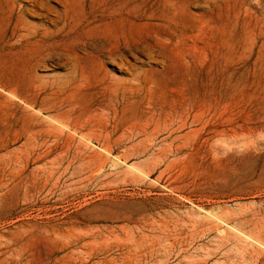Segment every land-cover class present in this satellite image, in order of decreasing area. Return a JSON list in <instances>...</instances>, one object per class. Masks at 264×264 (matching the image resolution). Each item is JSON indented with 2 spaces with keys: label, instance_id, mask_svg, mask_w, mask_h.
Segmentation results:
<instances>
[{
  "label": "rangeland",
  "instance_id": "rangeland-1",
  "mask_svg": "<svg viewBox=\"0 0 264 264\" xmlns=\"http://www.w3.org/2000/svg\"><path fill=\"white\" fill-rule=\"evenodd\" d=\"M0 264H264V0H0Z\"/></svg>",
  "mask_w": 264,
  "mask_h": 264
}]
</instances>
